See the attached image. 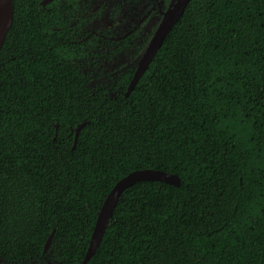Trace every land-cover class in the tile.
Here are the masks:
<instances>
[{"label":"trees","instance_id":"1","mask_svg":"<svg viewBox=\"0 0 264 264\" xmlns=\"http://www.w3.org/2000/svg\"><path fill=\"white\" fill-rule=\"evenodd\" d=\"M13 4L0 264H83L106 197L146 168L181 183L126 188L85 264H264V0H190L132 92L137 66L115 96L89 86L39 0Z\"/></svg>","mask_w":264,"mask_h":264},{"label":"flooded vegetation","instance_id":"2","mask_svg":"<svg viewBox=\"0 0 264 264\" xmlns=\"http://www.w3.org/2000/svg\"><path fill=\"white\" fill-rule=\"evenodd\" d=\"M173 2L174 0H39L42 7L57 18L58 24L54 25L51 31H55L61 39L68 42L67 50L75 46L67 54L70 61L76 64L73 58L79 61L85 57H93L91 69L100 68L103 61L109 63L115 56L131 48L137 54L143 53ZM138 5H143V10L129 29L123 30L122 33H119V27L117 30H110L113 22H108V19H119L126 12V18L120 20L122 25L128 13ZM154 18L157 19L156 27L143 34L146 24ZM100 46H103V51ZM76 65L79 67V64ZM129 69L120 72L112 87L115 95L119 92L117 84L121 76ZM83 72L89 75L90 86L92 72ZM100 88L111 92L108 87H99L96 90Z\"/></svg>","mask_w":264,"mask_h":264},{"label":"water","instance_id":"3","mask_svg":"<svg viewBox=\"0 0 264 264\" xmlns=\"http://www.w3.org/2000/svg\"><path fill=\"white\" fill-rule=\"evenodd\" d=\"M190 0H175L173 5L166 11L165 16L163 17L159 27L157 28L155 34L152 36L151 40L147 44L145 50L143 51L138 64L136 71L131 79L126 95H129L142 75L146 72L152 60L156 56L160 47L162 46L165 38L170 33L172 28L178 22V20L183 15L186 6L188 5ZM14 17V4L13 0H0V50L5 42L9 29L12 26ZM87 123V121H83L78 124L75 130V141L74 146H76L77 139L81 128ZM58 127V124H56ZM141 180H162L171 184L179 185L181 180L178 175L167 173L163 170H156L151 168L134 170L126 175L124 178L120 179L112 188L108 196L106 197L100 214L98 216L94 231L91 236L90 244L86 253V256L83 260V264H85L88 259L96 252L99 247L104 234L106 232L107 224L110 220V217L113 214V211L117 205V201L123 191L135 184L137 181ZM54 230L50 237L48 238L45 244V251L49 248L51 244V239L53 236Z\"/></svg>","mask_w":264,"mask_h":264},{"label":"rangeland","instance_id":"4","mask_svg":"<svg viewBox=\"0 0 264 264\" xmlns=\"http://www.w3.org/2000/svg\"><path fill=\"white\" fill-rule=\"evenodd\" d=\"M175 1V0H174ZM172 2V1H171ZM143 10V5L135 6L127 15V19L120 25V20L126 18L125 15H122L119 19L111 20L108 19V22H113V28L117 30V27L120 28L119 33H122L123 30L129 29L131 27V23H135L137 17L140 16V12ZM157 19L154 18L151 22L146 24L143 30V34L150 32L154 27H156ZM100 50L103 51V46H100ZM141 54H137L133 48L126 50L125 52L121 53L119 56H115L112 61L109 63L102 62V66L99 68L91 69V61L93 57H85L81 60H76L73 58L72 60L75 61L76 64H79V67L83 71H91L92 72V81L90 83V87L96 90L99 87H108L111 90V93L115 95V90L112 89L113 85L115 84L120 72H124L128 68L133 67L136 65L141 57Z\"/></svg>","mask_w":264,"mask_h":264}]
</instances>
